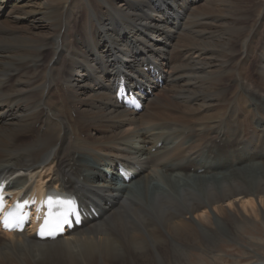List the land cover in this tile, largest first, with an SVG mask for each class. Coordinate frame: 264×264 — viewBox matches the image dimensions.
Listing matches in <instances>:
<instances>
[{"label": "bare ground", "instance_id": "1", "mask_svg": "<svg viewBox=\"0 0 264 264\" xmlns=\"http://www.w3.org/2000/svg\"><path fill=\"white\" fill-rule=\"evenodd\" d=\"M120 69L153 88L138 113L114 98ZM0 176L99 210L54 240L0 231V264H185L195 247L227 264L221 243L264 226V0H0Z\"/></svg>", "mask_w": 264, "mask_h": 264}, {"label": "rangeland", "instance_id": "2", "mask_svg": "<svg viewBox=\"0 0 264 264\" xmlns=\"http://www.w3.org/2000/svg\"><path fill=\"white\" fill-rule=\"evenodd\" d=\"M159 62L161 63V61H156V63ZM120 70L123 77L129 80L126 76V71L124 69ZM112 84H115V80ZM147 96L146 94L144 95V100ZM252 224L247 223L244 227L245 229L243 228L238 232L235 242L225 240L221 243L217 252L220 255H224L220 260L227 264H243L255 259L254 254L264 255V244L260 243L261 238L264 239L263 221L257 220V222ZM256 226H260L261 229H256ZM211 256H213L212 253L203 249V247H195L189 252L188 261L185 264H219L214 263L211 260Z\"/></svg>", "mask_w": 264, "mask_h": 264}, {"label": "snow or ice", "instance_id": "3", "mask_svg": "<svg viewBox=\"0 0 264 264\" xmlns=\"http://www.w3.org/2000/svg\"><path fill=\"white\" fill-rule=\"evenodd\" d=\"M3 223H4V227H5L6 229L11 230V229H10V226H9V223L7 222V219H5V220L3 221ZM41 231H43V228L41 229Z\"/></svg>", "mask_w": 264, "mask_h": 264}]
</instances>
